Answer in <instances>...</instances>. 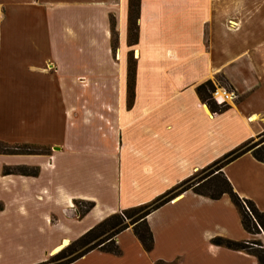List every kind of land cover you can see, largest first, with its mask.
I'll return each mask as SVG.
<instances>
[{"label":"crops","instance_id":"0c3cea01","mask_svg":"<svg viewBox=\"0 0 264 264\" xmlns=\"http://www.w3.org/2000/svg\"><path fill=\"white\" fill-rule=\"evenodd\" d=\"M128 13L129 0H0V143L37 151L0 154V264L45 261L264 131V0H139L133 44ZM218 78L236 98L213 115L196 88ZM221 172L264 212L263 163L245 153ZM73 200L93 206L75 218ZM145 220L151 251L127 228L118 255L70 264H128L124 240L151 264H257L211 243L254 240L227 195L186 190Z\"/></svg>","mask_w":264,"mask_h":264},{"label":"trees","instance_id":"16d2710c","mask_svg":"<svg viewBox=\"0 0 264 264\" xmlns=\"http://www.w3.org/2000/svg\"><path fill=\"white\" fill-rule=\"evenodd\" d=\"M138 12L139 0H129V44H133L136 41ZM133 83L134 63L132 65L128 60L127 93L129 101L133 98ZM213 89L214 88L211 82H205L196 88V92L199 98L207 105L210 112L213 115H217L224 112L228 106L221 99L211 98L208 91H212ZM256 139H258V141L255 142ZM35 153H37L36 150L27 146L7 145L5 143H0V154ZM245 153H250L256 161L264 164V131L201 169L202 172L210 169L211 171H209V173L199 181L192 183L193 175H191L148 204L123 210L120 213L108 216L95 227L91 228L78 239L69 244L67 247L54 254L51 257V260L57 262V264H70L92 250H99L101 252L118 255L119 249L115 244L114 237L129 227H131L133 235L141 244L143 250L145 252L151 251L153 240L149 227L145 221V217L150 212L171 201L186 190H192L196 194L208 197L213 200L219 199L222 195H227L239 214L240 223L244 231L251 235H264V212L259 211L252 201L240 198L233 191L230 183L221 172V169L225 165L234 161ZM17 172L29 175H36L37 173L36 170L31 173L26 172V170L23 168L18 169ZM3 173H9V171L4 170ZM205 186H207V189L212 190V192L207 193L203 191L202 188ZM92 206V203H88L82 215L91 209ZM137 213L140 214L134 217ZM211 243L213 245L221 246L230 250L243 251L249 255H252L256 259L257 264H264V248L259 241L253 240L237 242L217 237L213 238ZM158 264L165 263L159 261Z\"/></svg>","mask_w":264,"mask_h":264},{"label":"rangeland","instance_id":"374dc122","mask_svg":"<svg viewBox=\"0 0 264 264\" xmlns=\"http://www.w3.org/2000/svg\"><path fill=\"white\" fill-rule=\"evenodd\" d=\"M134 35V34H133ZM132 39H133V36H132ZM129 60V62L133 65V57H132V55L131 54H129V56H128V58H127V61ZM218 80V82H219V84L222 86V88H219V89H225L226 91H229L227 88H226V86H225V84H224V81L221 79V78H218L217 79ZM217 89V88H216ZM213 90H215V89H213ZM212 90V91H213ZM209 92V94H210V96H211V91H208ZM232 92V91H231ZM236 98V97H235ZM234 98V99H235ZM213 99V98H212ZM216 99H218V98H216ZM232 101V100H231ZM223 102H225L226 104H227V102H229V101H223ZM256 141H258V139H256L255 140V142ZM222 170V169H221ZM34 171V168H29V169H26V172H33ZM209 171H211V169L210 170H205V171H201V170H199V171H197V172H195V173H193V179H192V183H195V182H197V181H199L200 179H202L204 176H206L208 173H209ZM203 189V191H205V192H207V193H211L212 192V190H209V189H207V186H205L204 188H202ZM159 197V196H158ZM158 197H156V198H158ZM155 198V199H156ZM155 199H153V200H155ZM152 200V201H153ZM152 201H150V202H152ZM149 202V203H150ZM89 202H86V201H81V200H78V201H75V200H73L70 204H69V206H70V208L73 210V217H75V218H80L81 216H82V213H83V211L85 210V208H86V206H87V204H88ZM146 204H148V203H146ZM144 205V204H143ZM141 206V205H140ZM138 207V206H137ZM135 208V207H134ZM131 209V208H130ZM89 211V210H88ZM123 211V210H122ZM121 211H118L117 213H120ZM151 213V212H150ZM116 214V213H115ZM140 213H137V214H135V216L134 217H136V216H138ZM111 215H113V214H111ZM233 216L234 215H232V214H230V216H229V220H230V224H231V228L233 227V231L235 232V228H236V226H237V223H236V221H235V218H234V220H233ZM226 217H227V215H226ZM146 218V217H145ZM146 221V220H145ZM232 222H234V223H232ZM148 226V225H147ZM130 229H131V227H129ZM132 230V229H131ZM255 241H259L260 243H261V245L263 246V248H264V235L263 234H258V235H253V237H252ZM69 244H71V242H69ZM68 244V245H69ZM67 245V246H68ZM66 246V247H67ZM123 247H124V251H126L127 252V255L130 257V260H129V262H127L128 264H151V261H150V258L149 257H147V256H145V255H142L141 253H139L138 252V250L127 240H124L123 241ZM63 248H65V247H63ZM54 254H52V255H49V256H47L46 257V259H45V261H43V262H41L42 264H57V262H55V261H53V260H51V257L53 256ZM178 263V259H176V260H174L172 263H167V264H177ZM155 264H158V262H156Z\"/></svg>","mask_w":264,"mask_h":264},{"label":"built area","instance_id":"2783aa9c","mask_svg":"<svg viewBox=\"0 0 264 264\" xmlns=\"http://www.w3.org/2000/svg\"><path fill=\"white\" fill-rule=\"evenodd\" d=\"M235 94L231 91H226L225 89H215L211 91V98L221 99L222 101H231L235 98Z\"/></svg>","mask_w":264,"mask_h":264},{"label":"bare ground","instance_id":"6f19581e","mask_svg":"<svg viewBox=\"0 0 264 264\" xmlns=\"http://www.w3.org/2000/svg\"><path fill=\"white\" fill-rule=\"evenodd\" d=\"M255 118L253 117L251 120H254ZM68 245V242L67 241H65L63 244H62V247L61 248H63V247H65V246H67ZM60 249H58V250H56V252H58Z\"/></svg>","mask_w":264,"mask_h":264}]
</instances>
